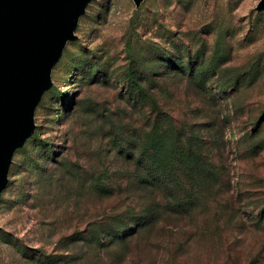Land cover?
Returning <instances> with one entry per match:
<instances>
[{
  "label": "rangeland",
  "instance_id": "rangeland-1",
  "mask_svg": "<svg viewBox=\"0 0 264 264\" xmlns=\"http://www.w3.org/2000/svg\"><path fill=\"white\" fill-rule=\"evenodd\" d=\"M260 1L88 3L13 154L0 264H264Z\"/></svg>",
  "mask_w": 264,
  "mask_h": 264
},
{
  "label": "water",
  "instance_id": "water-1",
  "mask_svg": "<svg viewBox=\"0 0 264 264\" xmlns=\"http://www.w3.org/2000/svg\"><path fill=\"white\" fill-rule=\"evenodd\" d=\"M90 1L0 0V193L15 150L35 129L52 68Z\"/></svg>",
  "mask_w": 264,
  "mask_h": 264
},
{
  "label": "trees",
  "instance_id": "trees-1",
  "mask_svg": "<svg viewBox=\"0 0 264 264\" xmlns=\"http://www.w3.org/2000/svg\"><path fill=\"white\" fill-rule=\"evenodd\" d=\"M176 69L185 70V68L182 65L180 67L176 68ZM140 85L141 84L138 85L139 89L140 90H143ZM216 88H224V87H221L220 86V87H216ZM161 104L162 103L159 102V100H157V102L155 104H153L154 105L153 106L154 109H151L150 112L149 113H146L144 115L145 117H143L146 126L148 125V123L154 122V124H155L154 125V129H153L154 132H156V129H158V127H160L161 123L163 122V118L164 117H168L169 118V115L167 113V110ZM177 135H178L177 138H178L179 141H182L183 138L185 139V132L183 130H179ZM146 136H150V130L146 134Z\"/></svg>",
  "mask_w": 264,
  "mask_h": 264
}]
</instances>
